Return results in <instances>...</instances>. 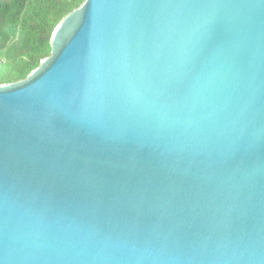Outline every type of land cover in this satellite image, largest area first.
<instances>
[{
    "label": "water",
    "instance_id": "1",
    "mask_svg": "<svg viewBox=\"0 0 264 264\" xmlns=\"http://www.w3.org/2000/svg\"><path fill=\"white\" fill-rule=\"evenodd\" d=\"M0 264H264V0H86L0 85Z\"/></svg>",
    "mask_w": 264,
    "mask_h": 264
},
{
    "label": "trees",
    "instance_id": "2",
    "mask_svg": "<svg viewBox=\"0 0 264 264\" xmlns=\"http://www.w3.org/2000/svg\"><path fill=\"white\" fill-rule=\"evenodd\" d=\"M86 0H0V85L26 79L51 55L61 21Z\"/></svg>",
    "mask_w": 264,
    "mask_h": 264
}]
</instances>
